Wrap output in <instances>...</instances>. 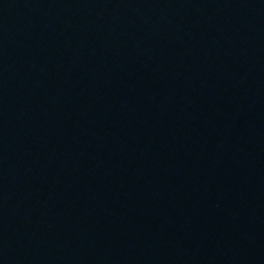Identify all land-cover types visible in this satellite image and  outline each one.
I'll list each match as a JSON object with an SVG mask.
<instances>
[{"label": "water", "instance_id": "water-1", "mask_svg": "<svg viewBox=\"0 0 264 264\" xmlns=\"http://www.w3.org/2000/svg\"><path fill=\"white\" fill-rule=\"evenodd\" d=\"M0 264H264V0H0Z\"/></svg>", "mask_w": 264, "mask_h": 264}]
</instances>
